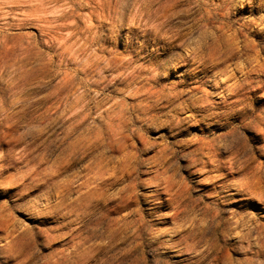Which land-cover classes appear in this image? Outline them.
<instances>
[{
    "label": "rangeland",
    "instance_id": "rangeland-1",
    "mask_svg": "<svg viewBox=\"0 0 264 264\" xmlns=\"http://www.w3.org/2000/svg\"><path fill=\"white\" fill-rule=\"evenodd\" d=\"M229 20L264 58V0H0V264H264V133L219 87L246 56L214 54ZM263 72L245 102L264 120ZM21 77L40 93L10 104ZM101 179L111 216L144 219L102 251ZM248 218L257 230L236 233Z\"/></svg>",
    "mask_w": 264,
    "mask_h": 264
},
{
    "label": "bare ground",
    "instance_id": "bare-ground-1",
    "mask_svg": "<svg viewBox=\"0 0 264 264\" xmlns=\"http://www.w3.org/2000/svg\"><path fill=\"white\" fill-rule=\"evenodd\" d=\"M146 2V1H145ZM101 3V2H100ZM144 3V2H143ZM147 3V2H146ZM242 3V2H241ZM99 4V3H98ZM102 4V3H101ZM245 5V4H244ZM244 5L243 4H238V7H241V8H243L244 7ZM98 6V5H97ZM100 6V5H99ZM146 6V5H145ZM144 7V6H143ZM148 7H150V6H148ZM260 8H261V6H260ZM143 9V8H142ZM145 10H147V9H145ZM144 11V10H143ZM150 12V11H149ZM148 12V13H149ZM140 13V12H139ZM142 14V13H141ZM146 15H147V13H146ZM148 18V17H147ZM147 20V19H146ZM231 22H235V21H232V20H229V21H227L226 22V29H227V33H226V35L221 39V46L218 44V45H216V49H217V51H216V49H215V51H214V54H218L219 56H222L223 57V62L224 63H226L227 64V62L228 61H231L232 59H235V58H241V57H244V56H246L245 58H244V60L243 61H245L244 63H241L242 65H240L239 63V65H236L233 69H234V72H231V73H229L228 75H224L225 77H220L221 78V81H220V83H219V87L220 88H223V90H228L229 92H228V94H229V96L230 97H237V99H238V103L240 104H242V106L241 107H239L237 110H234V112H233V114H240L241 115V117H242V122H246L245 120L247 119V118H249V117H251L252 115L255 117V119H256V121H254V122H252V121H250L249 120V122L250 123H257L258 124V126L255 128V131H259V133H264V130L262 129V128H264V120H263V117H262V113H256V110H252V111H250L249 110V108H248V106H247V104H246V100H247V96H246V85H247V83H248V78L249 77H251L252 75H256V76H258V74H257V70L258 69H261L262 71H264V58H262V56H261V54L259 53V52H257V51H254V50H252L253 51V53H251V49H250V45H249V43L248 42H244V43H241V40H239L238 38H239V34H240V31L239 30H233V28H232V23ZM149 23V22H148ZM236 23V22H235ZM154 26V25H153ZM161 27V26H160ZM148 28H149V26H148ZM155 28H158V27H156L155 26ZM147 29V28H146ZM151 29V28H150ZM161 29V28H160ZM155 30V29H154ZM163 30V28L161 29V31ZM157 32V31H156ZM159 32V31H158ZM157 32V33H158ZM161 33H163V32H161ZM149 34V33H148ZM155 35V34H154ZM142 36H144V35H142ZM160 36V35H159ZM209 37V36H208ZM153 40H155V39H153ZM168 42H170V41H168ZM170 43H172V42H170ZM169 43V44H170ZM257 43V42H256ZM259 43V42H258ZM130 44V43H129ZM256 45V44H255ZM168 46V45H167ZM170 46H172V45H170ZM170 46H168V47H170ZM165 47V46H164ZM173 47V46H172ZM255 47V46H254ZM171 48V47H170ZM175 48H176V46H175ZM167 49V48H166ZM198 49V48H197ZM201 49V48H200ZM261 49V48H260ZM172 50V49H171ZM170 50V51H171ZM191 50V49H190ZM191 51H193V50H191ZM197 51V50H196ZM196 51H193V52H196ZM262 51H264V49H262ZM174 52V51H173ZM209 52H210V50H209ZM187 54V53H186ZM192 54V53H191ZM198 54V53H197ZM161 55V54H160ZM187 55H189V53L187 54ZM186 55V56H187ZM164 58H166V57H164ZM184 58V57H183ZM260 58H261V61L262 62H260ZM167 59V58H166ZM171 60V59H170ZM179 60H181V58L179 59ZM186 60V59H185ZM184 60V61H185ZM192 60V59H191ZM215 60V59H214ZM239 60V59H238ZM128 61H131V60H128ZM162 61V60H161ZM166 61V60H165ZM172 61V60H171ZM177 61V60H176ZM175 61V62H176ZM183 61V62H184ZM187 61V60H186ZM198 61V60H197ZM254 62H255V64H254ZM126 63V62H125ZM133 63H134V61H133ZM168 63V62H167ZM177 63V62H176ZM179 63V62H178ZM177 63V64H178ZM206 63V62H205ZM234 63V62H233ZM170 64V63H169ZM171 64H173V63H171ZM182 64V63H181ZM219 64V61H217V62H215L214 63V65L212 64V66H217ZM230 64V63H229ZM233 65V64H232ZM174 67H175V65H173ZM122 67H124V64H123V66ZM167 67V66H166ZM203 67V66H202ZM208 67V66H207ZM141 68V67H140ZM143 68V67H142ZM162 69V68H161ZM140 70V69H139ZM164 70H166V69H164ZM171 70V69H170ZM203 70V69H202ZM144 71V70H143ZM142 71V72H143ZM148 71V70H147ZM159 71H160V69H159ZM220 71H222V70H220ZM238 71H242L243 73V77H241V79H239V80H236V79H238V78H236L234 81H232V83H229L233 78H235V74H236V72H238ZM141 72V71H140ZM160 72H162V70L160 71ZM167 72H168V70H167ZM202 72V71H201ZM166 73V72H165ZM164 73V74H165ZM224 73H226V71L224 72ZM264 73V72H263ZM161 74V73H160ZM168 74V73H167ZM227 74V73H226ZM264 75V74H263ZM204 76H206V75H204ZM203 76V77H204ZM217 77V76H216ZM237 77V76H236ZM240 78V77H239ZM31 78H13V79H11V80H9L8 82H7V84H8V86H7V88L5 89V90H3V92L5 93V91H8V92H10V91H12V90H14L15 89V91H14V93L13 94H20V96L21 97H19V98H14V100L13 101H11V103L10 104H14V103H16V102H19L20 100H27L28 99V95H30L32 92L34 93V94H36L37 95V93H40V89H38V86H35V87H33L32 86V83H31ZM30 84H31V86H30ZM63 86L61 85V83H60V85L58 86V89L57 90H55L54 92H48L47 94H45L44 96H40L39 98H38V100H40L41 102H46V101H48L50 98H51V95L54 93L55 94V96L56 95H60L61 94V92L63 91ZM52 96H54V95H52ZM33 97V96H32ZM23 98V99H22ZM40 101H37V102H40ZM40 102V103H41ZM76 102V104H75V106H74V111L70 114V115H68V116H66L65 118H66V120H72V122L73 121H75V120H77V122L79 123V122H81L83 119H84V117H83V106H80L79 104H78V101L76 100L75 101ZM20 103V102H19ZM7 104V102H6V100H5V98L3 97V96H0V109H3L4 108V106ZM71 107H72V105H71ZM250 107V106H249ZM69 111V110H68ZM109 114L107 115L109 118H110V120H111V124L113 123V122H115V121H117V124H119V121H120V115L121 114H119V113H110V112H108ZM232 114V115H233ZM63 115V114H62ZM190 115H191V113H190ZM194 115V114H193ZM209 115H211V114H209ZM215 116H218V115H214V117ZM234 116V115H233ZM216 118V117H215ZM75 119V120H74ZM216 119H218V118H216ZM252 119V118H251ZM8 117H4V118H2L1 120H0V125H3V124H5V123H8ZM65 120V121H66ZM67 122V121H66ZM250 123H247V124H250ZM80 124V123H79ZM82 125V124H81ZM261 125H262V128H261ZM78 126V125H77ZM125 131V130H124ZM256 133V132H255ZM260 135V134H259ZM124 136V135H123ZM264 136V135H263ZM53 137V136H52ZM233 139V138H232ZM55 140H56V138H55ZM52 141H53V139H52ZM65 141V140H64ZM114 142V141H113ZM226 142V141H225ZM224 142V143H225ZM236 142V141H235ZM57 143V142H56ZM65 143V142H64ZM224 143H222V144H224ZM212 144V143H211ZM214 144H217V143H214ZM213 144V145H214ZM226 144H227V142H226ZM93 145V144H92ZM143 145V144H142ZM232 145V144H231ZM87 146V145H86ZM224 146H227V145H224ZM230 146V145H229ZM228 146V147H229ZM112 147V146H111ZM219 147V146H218ZM217 147V148H218ZM227 147V148H228ZM88 148H93V146H91V147H88ZM225 148V147H224ZM55 149V148H54ZM141 149H143V148H141ZM234 149V148H233ZM236 149V148H235ZM89 150V149H88ZM216 151V148L214 147V146H210V148H209V152H211V153H213V152H215ZM221 151V150H220ZM226 151H228V150H226ZM235 151V150H234ZM237 151V150H236ZM163 152H164V150H163ZM162 152V153H163ZM165 152H167V151H165ZM170 152H172V151H170ZM170 152H167V153H169L170 154ZM207 152H208V150H207ZM174 153V152H173ZM172 153V154H173ZM230 153V152H229ZM171 154V155H172ZM177 154V153H176ZM219 154V153H218ZM232 154V153H231ZM237 154V153H236ZM236 154H235V157H236ZM161 155H163V154H161ZM160 155V156H161ZM165 155V154H164ZM168 155V154H167ZM170 155V156H171ZM159 156V157H160ZM175 156V155H174ZM212 156V155H211ZM215 156V155H214ZM164 157H166V156H163V158ZM162 158V159H163ZM168 158V157H167ZM171 158V157H170ZM164 160V159H163ZM168 160V159H167ZM166 161V160H165ZM221 161V160H220ZM232 163V162H231ZM114 175V174H113ZM162 176L163 175H161V176H158L157 177V179H160V178H162ZM262 177L264 178V172H263V174H262ZM107 178V177H106ZM102 180V179H101ZM103 181V182H102ZM102 181H99L100 183H99V199H98V201H97V205H98V209H99V215H98V225H101L102 227H103V229L102 230H104V231H100L99 232V234H98V237L100 238V243L98 244V247H99V249L101 250L102 248H103V246H104V244H105V240L107 241H109L110 243H115V242H117V240H120L121 238H123L124 237V239H125V236H129V235H126L127 234V232L133 227V229L134 230H137V231H135L133 234H131L129 237L131 238V237H139L140 236V230H141V227H142V225L144 224V219L142 218V216H140V217H138L137 218V216H136V218H134V219H127V217H125L123 214H122V216H120V217H117V216H111L112 215V213H114L115 212V209H112L111 211H107V210H105V206L107 205V203H109L110 201H112L113 200V196H111L110 197V195L111 194H105V190H104V186H106V185H108V183L106 182V180H102ZM109 181V180H108ZM160 181H162L164 184H165V182L164 181H167V178H165L164 177V180H160ZM175 181V180H174ZM98 182V181H97ZM111 184H112V181L110 182ZM172 184V183H171ZM223 186V183L221 182L220 184H218V185H216V187L217 188H220L221 189V187ZM98 188V187H97ZM164 188V187H163ZM164 189H166V188H164ZM169 190V189H168ZM165 192V191H164ZM236 193V192H235ZM115 194V193H114ZM180 194V193H179ZM170 195H172V194H170ZM262 197V196H261ZM261 197H259V199H263V198H261ZM114 198H115V196H114ZM128 198V197H127ZM126 198V199H127ZM167 199H169V198H167ZM166 199V200H167ZM171 199V198H170ZM173 199V198H172ZM169 202H171V201H169ZM168 202H166L164 205L167 207L169 204H167ZM217 207V206H216ZM182 212H184V210L183 211H180L179 210V208L177 209V210H175L174 211V217H177V215H179V213H182ZM211 217V216H210ZM212 217H213V215H212ZM211 219V218H210ZM193 220H194V218H193ZM216 221V220H215ZM200 223V222H199ZM219 223V222H218ZM235 224H236V228H240V230L239 231H237L236 233H241V229L243 230L244 228L245 229H247V233H249L252 229H256L257 230V228H258V226L255 224V221H254V219H252V218H248V219H244V220H240V221H236L235 222ZM212 225V224H211ZM193 226V225H192ZM191 226V227H192ZM195 226H196V224H195ZM219 226H220V224H219ZM222 226V225H221ZM198 227V226H197ZM196 227V228H197ZM206 227V226H205ZM205 227H200V225H199V228H197V229H195V227H192L191 229H189V230H187V228H186V236L188 237V238H190V240L192 241V239L194 240V242H200V241H202V239L204 238V235H205V233H206V229H207V227L205 228ZM217 227V226H216ZM208 228H209V225H208ZM214 229V228H213ZM213 229H211V232L213 231ZM217 229V228H216ZM184 230V229H183ZM181 231V230H180ZM185 231V230H184ZM243 232V231H242ZM185 234V233H184ZM128 237V238H129ZM242 237V236H241ZM192 238V239H191ZM208 238V237H207ZM104 239V240H103ZM171 239H173V238H171ZM170 239V240H171ZM212 239V238H211ZM214 239V238H213ZM188 240V239H187ZM207 241V240H206ZM99 242V241H98ZM104 242V243H103ZM193 242V241H192ZM207 242H209V241H207ZM109 243V244H110ZM205 243V242H204ZM112 245V244H111ZM194 245V244H193ZM209 246H210V243H209ZM185 247H186V245H185ZM194 247H195V245H194ZM205 248H206V246H204ZM203 247V248H204ZM212 247H213V245H212ZM131 248V247H130ZM208 249V248H207ZM211 249V248H210ZM213 249V248H212ZM214 249H215V247H214ZM99 250V251H100ZM102 251V250H101ZM213 251V250H212ZM209 252V251H208Z\"/></svg>",
    "mask_w": 264,
    "mask_h": 264
}]
</instances>
